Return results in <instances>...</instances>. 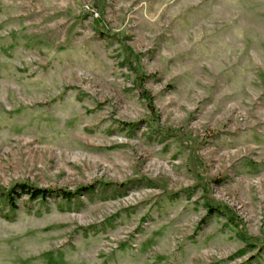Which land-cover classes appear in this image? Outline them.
<instances>
[{"label": "rangeland", "instance_id": "1", "mask_svg": "<svg viewBox=\"0 0 264 264\" xmlns=\"http://www.w3.org/2000/svg\"><path fill=\"white\" fill-rule=\"evenodd\" d=\"M0 264H264V0H0Z\"/></svg>", "mask_w": 264, "mask_h": 264}, {"label": "trees", "instance_id": "2", "mask_svg": "<svg viewBox=\"0 0 264 264\" xmlns=\"http://www.w3.org/2000/svg\"><path fill=\"white\" fill-rule=\"evenodd\" d=\"M23 194L28 195L31 199H36V198H42L45 199L48 196V191L42 190V189H33L31 187H28L26 185H21L18 188ZM65 195V194H64ZM15 196L12 195L10 199L13 200Z\"/></svg>", "mask_w": 264, "mask_h": 264}]
</instances>
